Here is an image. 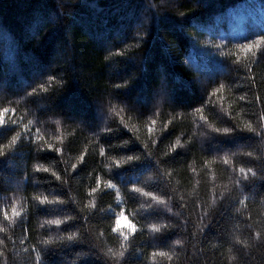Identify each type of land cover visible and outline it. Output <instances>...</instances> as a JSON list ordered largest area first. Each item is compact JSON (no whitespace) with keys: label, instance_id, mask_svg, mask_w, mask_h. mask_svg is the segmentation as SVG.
I'll return each mask as SVG.
<instances>
[{"label":"trees","instance_id":"16d2710c","mask_svg":"<svg viewBox=\"0 0 264 264\" xmlns=\"http://www.w3.org/2000/svg\"><path fill=\"white\" fill-rule=\"evenodd\" d=\"M262 34L264 0H0V264H264Z\"/></svg>","mask_w":264,"mask_h":264},{"label":"snow or ice","instance_id":"6c2138e0","mask_svg":"<svg viewBox=\"0 0 264 264\" xmlns=\"http://www.w3.org/2000/svg\"><path fill=\"white\" fill-rule=\"evenodd\" d=\"M138 36V42L133 44V45H126L125 48L121 49L119 52H116V53H113V55H120V56H125L127 51L131 50L132 48H139L141 47V45L143 43H145L147 40H148V34L147 33H138L137 34ZM262 46H264V34L260 35L259 37V40L257 41H254L253 43H249V44H245V45H241L240 48H241V51L244 53L245 56H247L249 53H251L253 56H256L258 52H261L262 51ZM173 47L172 44H169L168 45V50H171V48ZM110 57H106V59H108ZM132 59H136L135 57H133ZM141 61H143V57H140L139 58ZM170 74L164 72L163 68L161 69V80L162 82L164 83V90H163V94L165 96H170L171 95V92H172V88L168 85V81L170 79ZM178 79V78H177ZM53 81H56V77L55 76H49L48 77V81L47 82H44V83H40L37 88H34L32 93H30L29 95H45V94H48L51 89L48 87V83L50 82H53ZM132 83V80L131 78L128 79V80H125V82L123 84H117L115 85L116 88H122V87H128L130 84ZM224 85L221 84L219 85V87L215 88V90L211 93V95L213 97H218V94L221 93L223 90H224ZM14 109H9V108H4L2 110H0V125H3L4 124V116L10 112H13ZM112 111L115 112V108L112 109ZM197 112H202L203 109L202 108H198L196 109ZM117 115H119V113H117ZM202 119H204V117H201ZM123 119V118H121ZM171 122V121H170ZM153 124L156 123V121H152ZM238 130H247V131H250V132H256L257 129L251 124V123H248L247 125H245V128L244 129H239L237 127H223V128H220V127H215L213 129V131L217 134H222V135H231L235 132H237ZM149 131H152L151 128H149ZM18 139V136H13L12 137V141H16ZM37 139L38 140H43V137L41 136H37ZM180 145V141L177 140L176 142V146L178 147ZM147 147V145H145ZM6 147L8 148H11L12 147V144L9 143L8 145H6ZM47 147L53 151H62V149H57L55 147V145L49 143L47 145ZM173 151H175V147L172 149ZM104 153V150L101 149V154ZM5 153L3 152V150H0V156L4 155ZM247 155L249 156H252L253 154L251 152L247 153ZM140 157L139 156H128L125 158L124 160V163H128V162H131V161H134V160H139ZM79 160L81 162L84 161V155H81L79 157ZM115 163L117 165H120L121 161L117 160L115 161ZM224 163H228V159L225 158L224 159ZM76 168V165L74 164L73 165V169ZM37 170L38 171H49V169L47 168H42L41 166L37 165ZM239 172L241 174H245V178H247V175H246V169L244 167H240L239 168ZM247 172H251L253 176L256 175V173L254 171H252V169H247ZM55 175V173H53ZM60 177L57 176V179H59ZM261 179H264V176L261 177ZM99 184L100 182L98 181V184H97V187H93L90 192H89V196H92L93 194H95L97 191H98V188H99ZM107 186L108 188H111V189H116V185L113 184L111 182V180H109L107 182ZM134 191L135 192H142L143 195L145 196H148L154 200H158L160 203H164V201L162 199H160L159 197L155 196V194L151 193V192H147V191H143L142 189L136 187L134 188ZM117 195H119V191L117 190ZM38 200H41L42 203H64V201L62 200H53V201H49L47 197H37ZM95 202L93 200H90L89 201V205L88 207L89 208H95ZM13 213L18 215L19 213H16L15 209H13ZM69 219H72V217H69ZM127 220V216H126V213L124 211H121L116 219V228H115V231L119 232L123 237H124V241H125V245H122V251H120L118 253L119 256L123 257L124 254H125V251H126V244H127V241L129 240L130 236L132 234L135 233L136 231V225L135 224H132L130 221L128 222V229L129 231H122V224L124 221ZM50 223H53V224H56V225H59L62 223L61 220H54V221H51ZM154 230L156 231H160L159 228H157V226L155 224H153L151 226ZM166 227V226H165ZM61 240H64V239H67L68 241H71V242H83V243H87L86 240H83L80 236L79 233H75V234H69L67 235L66 237H61L60 238ZM46 243H51V241H46ZM177 243H179V241H177ZM109 252H111V249H109ZM80 255V254H78ZM85 255H87V253H85ZM153 255H156V253H153ZM160 255H167V253H163L161 252Z\"/></svg>","mask_w":264,"mask_h":264},{"label":"rangeland","instance_id":"374dc122","mask_svg":"<svg viewBox=\"0 0 264 264\" xmlns=\"http://www.w3.org/2000/svg\"><path fill=\"white\" fill-rule=\"evenodd\" d=\"M128 222H129L128 219H127L126 221L123 222V224H122V226H121L122 230H123V229H128ZM117 234H118V232L114 230V231H113V235L116 236V238H118V237H117Z\"/></svg>","mask_w":264,"mask_h":264}]
</instances>
